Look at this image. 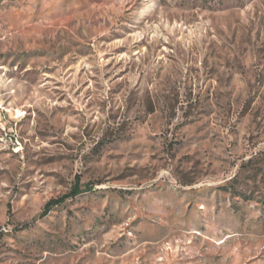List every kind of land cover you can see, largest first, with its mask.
<instances>
[{"label":"rangeland","instance_id":"rangeland-1","mask_svg":"<svg viewBox=\"0 0 264 264\" xmlns=\"http://www.w3.org/2000/svg\"><path fill=\"white\" fill-rule=\"evenodd\" d=\"M0 264H264V0H0Z\"/></svg>","mask_w":264,"mask_h":264},{"label":"trees","instance_id":"trees-1","mask_svg":"<svg viewBox=\"0 0 264 264\" xmlns=\"http://www.w3.org/2000/svg\"><path fill=\"white\" fill-rule=\"evenodd\" d=\"M82 193V190L80 189V186L78 185V181L75 184L74 188L72 189V191L70 192V194L63 196L59 199H55V200H51L49 201L46 206H45V213L52 207L57 206L59 204H61L62 202L65 201V199H67V197H76L79 194Z\"/></svg>","mask_w":264,"mask_h":264},{"label":"built area","instance_id":"built-area-1","mask_svg":"<svg viewBox=\"0 0 264 264\" xmlns=\"http://www.w3.org/2000/svg\"><path fill=\"white\" fill-rule=\"evenodd\" d=\"M15 145L18 147V146H21V144H20V142L17 140V139H15Z\"/></svg>","mask_w":264,"mask_h":264}]
</instances>
